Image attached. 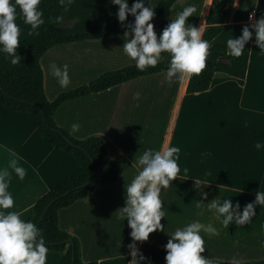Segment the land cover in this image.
Returning <instances> with one entry per match:
<instances>
[{
	"label": "crops",
	"instance_id": "crops-1",
	"mask_svg": "<svg viewBox=\"0 0 264 264\" xmlns=\"http://www.w3.org/2000/svg\"><path fill=\"white\" fill-rule=\"evenodd\" d=\"M211 4L212 0H178L163 18L153 21L155 31L159 36L184 7L195 5L196 12L187 23L197 27L203 23V31L222 26L224 30L215 42L226 43L229 38L239 37L245 25L250 26L264 15V0H239L231 20L222 22L219 16H209ZM252 12L254 19L250 21ZM228 28L233 30L229 34ZM122 36L49 49L41 59L47 98L53 101L105 73L136 65L122 48ZM249 42L251 53L244 85L217 73L209 90L188 94L191 76L180 81L173 78L169 83L164 71L66 101L59 107L55 115L58 126L79 140L102 138L110 159L125 162L116 183L101 186L90 197L59 211L60 228L79 239L85 262L128 255L131 229L127 219L116 213L125 206L124 185L140 170L134 166L136 156L146 149L160 150L165 146L181 149V172L161 190L162 207L166 208L161 224L165 231L157 230L147 241L136 242L139 249L146 243L164 247L177 228L198 220L212 224L219 233L201 232L206 247L201 255L225 262L233 256L241 261L264 260V206L257 205V214L249 223L227 227L217 218L215 209L208 206L214 199L222 203L230 198L234 205L240 204L242 212L247 203L255 201L258 191H264V149L254 146L264 142V51L256 45L254 36ZM160 61H170V54L162 53ZM53 63L68 65L71 82L67 87H61L51 75L49 67ZM73 123L80 125L78 131H72ZM12 159L25 168L23 180L9 167ZM185 167L189 169L186 175ZM0 168L11 172L8 190L15 210L26 220L44 194L82 165L71 154L45 141L34 115L0 105ZM196 179L202 183L195 185ZM201 192L208 193L207 199ZM56 254L61 255L59 260ZM62 258V253L48 252L46 264H60Z\"/></svg>",
	"mask_w": 264,
	"mask_h": 264
},
{
	"label": "clouds",
	"instance_id": "clouds-1",
	"mask_svg": "<svg viewBox=\"0 0 264 264\" xmlns=\"http://www.w3.org/2000/svg\"><path fill=\"white\" fill-rule=\"evenodd\" d=\"M58 4L67 12L75 0H57ZM158 0H134L129 6V0H111L118 6L116 16L126 30L123 32V50L135 60L136 67L140 70L151 66L155 67L161 59V54H170V62L166 69V78L169 83L173 78L180 81L186 75H199L206 67V58L209 55L210 42L202 38L203 23L197 27L187 23L188 18L196 12L195 5H188L180 11L174 19L157 34L154 23L155 8ZM42 0H0V53L11 64L16 65L23 59L18 54L21 42L22 29L17 23V17H22L25 24L30 25L29 35H39V29L45 24L44 11L40 8ZM239 0H233L237 6ZM134 17L129 23L128 17ZM254 19V12L249 13V20ZM64 16L57 15L49 18L50 23L60 24ZM253 36L255 43L264 51V15L255 20L250 26L245 25L239 37L229 38L226 41L230 55L240 57L245 51V45ZM50 73L61 87L70 84L68 65L63 67L51 64ZM138 95V94H137ZM80 125L73 123L72 131H78ZM257 150L264 149V142H256ZM181 149L178 146H165L160 150L146 149L135 157L134 166L140 170L130 183L125 184V206L118 209L121 218L127 219L131 229L132 243L128 244V255L132 259L128 264H151L143 255L136 242L149 239L150 234L157 230L165 231L161 224L165 217L162 207L161 190L170 186L178 178L181 167L178 163ZM15 156V153H13ZM9 167L23 180L26 170L20 166L16 159L9 162ZM187 167L183 168L186 175ZM205 175H210L206 172ZM11 172L7 168H0V264H46L48 248L43 235V230L31 220L22 219V214L15 210L14 198L9 189ZM201 180L196 179L195 185H200ZM207 184V181H203ZM207 199L208 193L201 192ZM200 204L199 201H197ZM264 206V191H258L254 202L247 203L243 211L240 204H233L230 198L212 200L208 206L215 209L217 218L222 225H245L256 216V207ZM218 235V229L212 224H203L200 221L188 223L183 228H177L170 234L164 245L166 249V264H220L201 255L205 252V239L201 232ZM230 264H242L241 259L233 256Z\"/></svg>",
	"mask_w": 264,
	"mask_h": 264
},
{
	"label": "trees",
	"instance_id": "trees-1",
	"mask_svg": "<svg viewBox=\"0 0 264 264\" xmlns=\"http://www.w3.org/2000/svg\"><path fill=\"white\" fill-rule=\"evenodd\" d=\"M177 1L158 0L153 21L163 18ZM133 2L134 0H129V6ZM39 7L43 9L45 19L39 35H29L30 25L25 24L22 17H17V23L22 29L17 51L23 57L22 61L13 65L5 58V54L0 53V105L15 112L34 115L39 121L45 141L74 156L82 168L44 194L26 220L33 221L43 230L48 252L63 254L60 264H128L132 259L130 255L85 262L79 239L59 226L61 209L90 197L101 186L116 183L125 162L111 160L107 146L100 137L86 140L73 137L66 129L57 125L55 115L66 101L103 92L142 76L164 72L170 61H159L155 67L149 66L144 70L132 65L111 71L50 101L45 92V75L41 65V59L49 49L62 44L121 35L126 29L116 16L118 6L112 4L111 0H75L67 12H64L57 0H42ZM233 11V0H212L209 16H219L222 22H229ZM61 14L64 16L62 23L49 22V18ZM133 21L134 17L129 15L128 22ZM223 30L222 26H218L207 27L203 31L202 38L210 42L206 58L209 62L199 75H191L188 94L209 90L217 73L236 79L240 85L245 84L251 43H246L245 51L240 57H234L229 54L225 42H215ZM140 251L151 264H166L164 247L146 243ZM220 264L230 262L220 261ZM242 264H264V260L242 261Z\"/></svg>",
	"mask_w": 264,
	"mask_h": 264
},
{
	"label": "rangeland",
	"instance_id": "rangeland-1",
	"mask_svg": "<svg viewBox=\"0 0 264 264\" xmlns=\"http://www.w3.org/2000/svg\"><path fill=\"white\" fill-rule=\"evenodd\" d=\"M232 31H233L232 28H228L227 33L229 34V33H231ZM165 192H166V191H164V193H163L164 195L166 194ZM161 195H162V193H161ZM60 256H61L60 254H56L55 257H58V260H59V259H60Z\"/></svg>",
	"mask_w": 264,
	"mask_h": 264
},
{
	"label": "water",
	"instance_id": "water-1",
	"mask_svg": "<svg viewBox=\"0 0 264 264\" xmlns=\"http://www.w3.org/2000/svg\"><path fill=\"white\" fill-rule=\"evenodd\" d=\"M207 62H209V61L206 60V63H207ZM98 178H99V177H97V179H98ZM97 179H96V180H97Z\"/></svg>",
	"mask_w": 264,
	"mask_h": 264
}]
</instances>
